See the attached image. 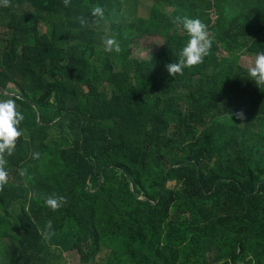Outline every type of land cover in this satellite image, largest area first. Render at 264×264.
Listing matches in <instances>:
<instances>
[{"label": "trees", "instance_id": "16d2710c", "mask_svg": "<svg viewBox=\"0 0 264 264\" xmlns=\"http://www.w3.org/2000/svg\"><path fill=\"white\" fill-rule=\"evenodd\" d=\"M123 1L0 0V99L23 115L0 184L20 233L0 229V264H56L51 245L81 264H264V84L247 72L264 0H148L127 22ZM184 17L210 44L169 74ZM144 36L162 45L138 59Z\"/></svg>", "mask_w": 264, "mask_h": 264}, {"label": "clouds", "instance_id": "9594fccd", "mask_svg": "<svg viewBox=\"0 0 264 264\" xmlns=\"http://www.w3.org/2000/svg\"><path fill=\"white\" fill-rule=\"evenodd\" d=\"M68 0H64L67 4ZM94 16H103L102 9L96 7L92 10ZM179 19V18H178ZM184 30L189 35V39L184 47L181 49V60L176 64L167 65L169 74L179 73L182 68H187L198 64L203 57L207 55V50L210 44L206 26L198 19H190L184 17L180 20ZM105 44V51H118V45H115L112 38L103 41ZM248 76L259 86L264 84V53H259L254 60V65L247 69ZM237 117L242 118L243 113L237 112ZM23 119V115L16 110L15 101L12 98L0 99V184H4L7 180V174L4 169L6 163L4 156L11 155L15 147L16 137L20 135L17 126ZM38 153H33L35 158ZM63 198H45V204L50 206L53 210L60 206ZM59 201V202H58Z\"/></svg>", "mask_w": 264, "mask_h": 264}, {"label": "rangeland", "instance_id": "374dc122", "mask_svg": "<svg viewBox=\"0 0 264 264\" xmlns=\"http://www.w3.org/2000/svg\"><path fill=\"white\" fill-rule=\"evenodd\" d=\"M151 6V2L148 0H124L122 2V9H121V21H128L132 20L136 16H142L145 17L149 13V9ZM107 23H105V26L107 27ZM125 27V25H124ZM108 33V31H106ZM162 38L160 37H154V36H144L139 39H137L136 43L132 47V56L138 59H145L147 58L152 52L159 49L162 45ZM221 54H223V51H220ZM250 55L242 54L239 57V62L242 65H248L251 58H249ZM7 92L9 93H18L17 89L13 85H8L6 88ZM1 221V230L4 227L5 230L9 231L12 236H18L20 233L17 221L14 219L13 213H9L7 219L0 220ZM6 221H8L6 223ZM50 254L49 261H52L56 264H81L78 258V254L76 251H66L63 247L60 245H51L50 246ZM104 250L101 251V253L97 254L94 259L91 261L92 263H99L102 260V256ZM4 254L3 252V244L2 240L0 238V259H3L2 256Z\"/></svg>", "mask_w": 264, "mask_h": 264}, {"label": "water", "instance_id": "95a60500", "mask_svg": "<svg viewBox=\"0 0 264 264\" xmlns=\"http://www.w3.org/2000/svg\"><path fill=\"white\" fill-rule=\"evenodd\" d=\"M3 93H5V91H2ZM10 94V93H9ZM37 120L39 121V117L37 118Z\"/></svg>", "mask_w": 264, "mask_h": 264}, {"label": "crops", "instance_id": "0c3cea01", "mask_svg": "<svg viewBox=\"0 0 264 264\" xmlns=\"http://www.w3.org/2000/svg\"><path fill=\"white\" fill-rule=\"evenodd\" d=\"M249 58H251V56Z\"/></svg>", "mask_w": 264, "mask_h": 264}]
</instances>
